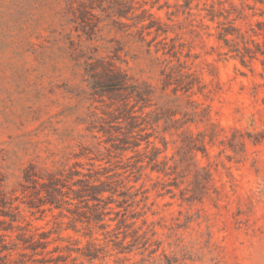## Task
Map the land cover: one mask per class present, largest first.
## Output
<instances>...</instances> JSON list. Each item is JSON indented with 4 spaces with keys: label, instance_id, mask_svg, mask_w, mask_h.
Masks as SVG:
<instances>
[{
    "label": "rangeland",
    "instance_id": "1",
    "mask_svg": "<svg viewBox=\"0 0 264 264\" xmlns=\"http://www.w3.org/2000/svg\"><path fill=\"white\" fill-rule=\"evenodd\" d=\"M58 256L264 264V0H0V264Z\"/></svg>",
    "mask_w": 264,
    "mask_h": 264
},
{
    "label": "trees",
    "instance_id": "2",
    "mask_svg": "<svg viewBox=\"0 0 264 264\" xmlns=\"http://www.w3.org/2000/svg\"><path fill=\"white\" fill-rule=\"evenodd\" d=\"M110 85H113V86H115V87H117V88H123L124 87V84H125V82H124V79H121V78H119V77H115L114 79H112L111 81H110V83H109ZM136 94H138V93H136ZM138 96V95H137ZM93 188H94V186H93ZM47 244H48V242H39L38 243V246H41L42 248H45L46 246H47ZM35 246H28V247H25V249H29V250H35ZM58 248H54V251L55 250H57ZM55 260H56V263L55 264H64L63 262H64V259L61 257V256H58V257H56L55 258Z\"/></svg>",
    "mask_w": 264,
    "mask_h": 264
}]
</instances>
